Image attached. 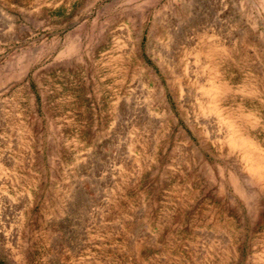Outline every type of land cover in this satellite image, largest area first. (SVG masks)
<instances>
[{
  "label": "rangeland",
  "instance_id": "rangeland-1",
  "mask_svg": "<svg viewBox=\"0 0 264 264\" xmlns=\"http://www.w3.org/2000/svg\"><path fill=\"white\" fill-rule=\"evenodd\" d=\"M0 264H264V0H0Z\"/></svg>",
  "mask_w": 264,
  "mask_h": 264
},
{
  "label": "bare ground",
  "instance_id": "bare-ground-1",
  "mask_svg": "<svg viewBox=\"0 0 264 264\" xmlns=\"http://www.w3.org/2000/svg\"><path fill=\"white\" fill-rule=\"evenodd\" d=\"M161 96V95H160ZM242 138V137H241Z\"/></svg>",
  "mask_w": 264,
  "mask_h": 264
}]
</instances>
